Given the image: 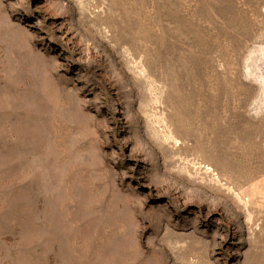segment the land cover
<instances>
[{"label":"rangeland","instance_id":"374dc122","mask_svg":"<svg viewBox=\"0 0 264 264\" xmlns=\"http://www.w3.org/2000/svg\"><path fill=\"white\" fill-rule=\"evenodd\" d=\"M0 264H264V0H0Z\"/></svg>","mask_w":264,"mask_h":264}]
</instances>
